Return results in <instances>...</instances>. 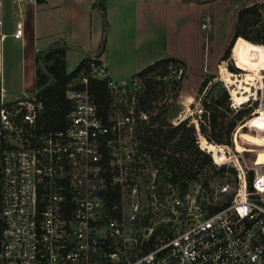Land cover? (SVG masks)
<instances>
[{"label":"built area","instance_id":"obj_1","mask_svg":"<svg viewBox=\"0 0 264 264\" xmlns=\"http://www.w3.org/2000/svg\"><path fill=\"white\" fill-rule=\"evenodd\" d=\"M25 1L13 0L18 11ZM22 36L17 21L13 37ZM90 57V76L106 80L111 91L106 122L88 76L73 78L66 90L72 110L62 130L39 124L38 90L9 95L0 85V264H264V165L230 155L235 196L210 212L217 205L201 202L191 185L182 189L165 162L143 149L144 127L157 113L141 109L140 92L131 91L145 84L142 77L115 80ZM166 71L163 81H182L187 67L169 61ZM222 82L231 108L264 111V103H251L258 81L242 104ZM198 112L188 126L194 124L201 150L209 152L201 144L203 109Z\"/></svg>","mask_w":264,"mask_h":264},{"label":"trees","instance_id":"obj_2","mask_svg":"<svg viewBox=\"0 0 264 264\" xmlns=\"http://www.w3.org/2000/svg\"><path fill=\"white\" fill-rule=\"evenodd\" d=\"M93 8L101 11L104 19L103 40L100 46L102 54L106 44L108 29V22L106 20L107 0H96ZM262 9H264V3L239 11L235 30L230 38V45L222 57V60H227L231 53L230 59L234 62L237 69L244 71V75L254 76L257 70L244 67L241 64L239 59L240 50L248 42H254L264 48V40L258 42L247 33V29L258 21ZM241 36L244 38L243 41H239ZM66 52L67 47L65 45L57 44L48 51L37 55L35 90L39 91L37 95L43 102V109L38 117L39 124L44 125L48 130H62L66 127L67 117L72 110V104L66 98V90L73 78L83 75L89 77V91L97 105L99 115L106 122L112 111L111 91L107 86V81L90 76V56L84 57L74 71L68 72L66 67ZM169 61L176 62L177 59L165 58L158 60L136 74V76L142 77L145 81L143 92L138 94L141 98V109L144 111L154 112L155 101L160 94L155 91V81L164 85L165 81L162 79L167 76L166 67ZM41 62L44 63V68H40ZM95 62L96 64H101L100 61ZM253 63L254 66L264 63V50L254 56ZM229 69L233 72L228 70L233 77L243 75L235 74L237 71L233 67ZM215 78L203 79L198 91L202 93L208 88L204 98L199 99L203 107L202 120L199 124L203 141L208 144H214V146L221 145L217 147L221 150L223 149L226 157L227 152L222 146L232 147L234 143V150L236 152H243L248 162H254L250 161L251 156L255 152L258 153L264 149L263 145H257L256 143L264 141V112L256 111L251 115L255 106L246 104L237 109L231 108L230 96L224 89L223 84L222 87L220 85L217 93L213 94L214 89L218 87V85L212 83ZM181 82H172L174 88L179 93L183 87ZM213 85L215 86L212 87ZM78 87L81 88L82 86L79 85ZM167 114V110H162L151 117L149 125L144 127L142 142L145 151L152 154L161 162H165V166L172 175V181L180 182L182 189H187L194 182L201 181L205 171L209 169L217 170L222 178L225 177L226 173H231L235 177L236 173L233 168H228L226 165L217 167L213 164L211 156L206 151L201 150L198 144L196 127L194 124L188 126L191 117L182 121L177 126H173L167 121ZM151 126L152 128L150 129ZM242 137H245L249 141H255L254 143H249V151H246V147L241 145L239 139ZM252 177L251 173L249 177L250 185ZM203 186L209 188L208 181H205ZM218 209L219 206H213L210 208V212H215Z\"/></svg>","mask_w":264,"mask_h":264},{"label":"crops","instance_id":"obj_3","mask_svg":"<svg viewBox=\"0 0 264 264\" xmlns=\"http://www.w3.org/2000/svg\"><path fill=\"white\" fill-rule=\"evenodd\" d=\"M95 1L26 0L22 11H18L13 0H3L1 18L5 39L0 56V85L9 79L8 86H3L9 95L35 91L37 55L57 44L67 47L66 62L70 49L80 47L83 58L97 57L115 80H129L165 58L182 61L189 71L185 56L169 51L168 42L177 40L176 35L187 21H194L193 14L198 15L196 24L203 25L204 8L216 0H107L108 29L102 54L104 19L101 11L93 8ZM39 8L43 23L37 29ZM17 21L23 23L20 39L13 37ZM202 80L203 77L196 88L184 85L190 99L192 94L196 97Z\"/></svg>","mask_w":264,"mask_h":264},{"label":"rangeland","instance_id":"obj_4","mask_svg":"<svg viewBox=\"0 0 264 264\" xmlns=\"http://www.w3.org/2000/svg\"><path fill=\"white\" fill-rule=\"evenodd\" d=\"M263 3L264 0H216L212 4L207 5L206 8H204L206 9L205 10L206 12L205 15L202 16V19L205 20V23L203 25L196 24L195 20L198 15L195 14L192 15V19L194 21L190 23H188L187 21V25H186L187 27L185 26L184 28L180 29V32L176 35L177 40H169L168 42L169 51L185 56V60L188 64L189 67V71H187L188 76L186 74V77L181 82L183 87L185 85L188 88L192 86L193 88H196V86L199 85V81L200 79H202V77L203 79L216 77L212 81L213 84L218 85V87L213 91L214 92L213 94H216L220 85L222 87L223 84L222 78L224 79V75L222 73V67L225 66L229 71H230L229 68L233 67L237 72L239 71L237 74H243L238 77L237 76L233 77L230 74V76L228 77V78L230 77L237 78V80H240V83H238L237 90L240 89L242 93L247 94L250 91V87L254 85L256 81H258L256 82L257 84H255V90H253L255 91V93H257V95L254 99L251 100L252 101L251 103H253L255 99L258 100V103H262V104L264 103V80L261 83L260 78L258 77V75H260L264 71V68L261 69L264 63L255 66L253 63L254 56L257 53H260L262 50H264V48L262 46H258L254 42H248V44L243 49L240 50L239 59L241 64H243L244 67L250 69H256L257 73L254 76L244 75L245 74L244 71L237 69L236 66L234 65V62L230 59L231 53L227 60H222L224 53L226 52L228 46L230 45L229 44L231 40L230 38L235 30V26L237 23V15L239 11H241L244 8L251 7L253 5H261ZM42 16H43V12H41V8H39L36 19L37 29L40 26L42 27V23H43ZM10 24L12 25V23ZM200 31L202 34H200ZM247 33H249V36H251L253 39H255L258 42L264 40V9H262L260 17L256 22V24H254L253 26L247 29ZM243 39L244 38L241 36L239 38V41H243ZM83 56H84V52L83 49H81L80 47L78 48L74 47L70 49L69 56L66 62L67 70L69 72L74 71L78 66V64L82 61ZM40 68H44L43 62L40 63ZM135 77L136 76L132 77L131 79H134ZM249 78H252V80ZM8 81L9 79L7 81L6 79H4L3 86L5 88L6 86H8L6 85V82ZM215 85H213L212 87H214ZM154 88L155 91L160 93L159 97L155 101L156 108L154 107L155 108L154 111L158 113L159 111L167 110L168 111V114L166 116L167 121L171 123L173 126H175L180 122L179 115L183 113L187 108L190 109V112L187 115H185L184 119H186L187 117H191V119H194L199 116V112H198L199 109H203L199 99L204 98L208 89V88L205 89L202 93L197 91L196 97L190 92L193 96L190 99L185 89L182 91V94L181 92L179 93V91L174 88L172 84V80L169 79L164 82V85H162L161 83H157L155 81ZM232 89L234 88L230 87V90ZM131 91H133L134 93L140 92V94L143 92V85L140 83V81L136 85L135 89H132ZM259 110H257V112H259ZM239 140L241 142V145L246 147L247 149L246 151H249L248 149L249 143L255 142L254 140L249 141L245 137H242ZM232 142H233V137H232ZM204 143L205 142L203 141V139H201V144L203 145ZM256 143L257 145L264 146V141L256 142ZM205 144L211 145L217 153L222 152L223 154H225L223 149L221 150L217 147L221 145L214 146V144L213 145L208 143ZM222 147L226 150L228 154V158L223 160L222 164H226L228 168H231L233 167V163L229 162L230 155H234L236 153L243 154V152H236L234 150V143L232 147L231 146L229 147L222 146ZM206 152L211 156L213 164L215 165L216 162L214 159H216V157H214L213 154H211L207 150ZM240 160L247 161L248 159L242 155V159ZM250 161H254L257 163H264V149L258 153L255 152L251 156ZM205 181H208L209 188H205L203 186V183ZM224 186H226L228 189L225 192L222 191V188ZM190 188L194 194L198 195L200 201L203 202L205 205H208V203H210V205L219 206L221 204L228 202L230 198H234L235 179L231 175V173H226L225 177L222 178L218 174L217 170L209 169L205 171L204 176L201 178V181L194 182Z\"/></svg>","mask_w":264,"mask_h":264},{"label":"bare ground","instance_id":"obj_5","mask_svg":"<svg viewBox=\"0 0 264 264\" xmlns=\"http://www.w3.org/2000/svg\"><path fill=\"white\" fill-rule=\"evenodd\" d=\"M263 68H264V65H262V68L261 69H263ZM222 73L224 75L225 81L229 85H231L232 88H234L231 91H232L233 98L236 100V102L239 103V104H242L245 101H248V99H249L248 98V95L242 93V91L240 89L237 90L238 83H240V80H237V78H231V77L228 78L230 76V73L228 72V70H227V68L225 66L222 67ZM262 74H263V72L260 75H258V77L260 79H262ZM249 79L252 80V78H249ZM243 80H245V79H243ZM189 112H190V109L187 108L183 113L180 114V119L183 120L185 118V115H187ZM259 112H264V111L262 109H260ZM203 147L206 148V149H208L209 152L212 153L214 157H216L217 161H223V160H225L227 158L222 152L221 153H217L215 151V149L211 145H207V144L204 143L203 144ZM248 163H250V162H248ZM250 164L253 165V166H261V165H264V163H257V162H251Z\"/></svg>","mask_w":264,"mask_h":264},{"label":"water","instance_id":"obj_6","mask_svg":"<svg viewBox=\"0 0 264 264\" xmlns=\"http://www.w3.org/2000/svg\"><path fill=\"white\" fill-rule=\"evenodd\" d=\"M184 89H185L184 87L181 89V91H180V92H181V94H182V91H183ZM181 94H180V96H181ZM178 101H179V100H178Z\"/></svg>","mask_w":264,"mask_h":264}]
</instances>
